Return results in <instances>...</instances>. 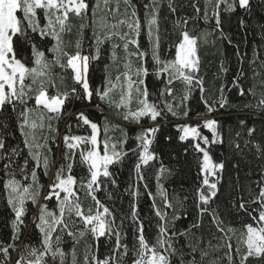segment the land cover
Returning a JSON list of instances; mask_svg holds the SVG:
<instances>
[{"label": "trees", "instance_id": "obj_1", "mask_svg": "<svg viewBox=\"0 0 264 264\" xmlns=\"http://www.w3.org/2000/svg\"><path fill=\"white\" fill-rule=\"evenodd\" d=\"M86 2L90 6L87 15L77 17L69 14L68 30L61 34V39L63 49L68 41L77 40L82 45L83 56L98 55L97 59L89 61L86 73L93 95L90 99L80 98L83 88L73 80L71 69L54 65L50 69V76L55 87L48 83L44 87L52 96L68 94L62 115L59 119L49 120L46 110H37L29 116V121L34 120L38 127L35 151L49 161L47 175L43 166L35 167L36 162L30 155V152L35 154L32 147L25 146V139L28 138L25 129L22 135L20 128V112L24 106L17 104L13 110L12 105L7 104L0 110V141L4 145L0 149V248L13 243L14 213L7 203L9 190L4 188L7 180L14 178L26 185L31 183V172L35 169L37 180L43 186L38 205L47 204L49 210L59 214L56 199L43 200V196L61 165L65 166L64 174H68L66 165L72 161L64 159V154L69 150L64 145L63 137L90 135L91 129L77 119V115L83 113L98 125L100 149L103 148L102 142L111 138L118 149L123 141L122 150L127 153L121 163L110 166L111 177L101 190L94 193L113 214L116 229L121 232V243L128 245L129 254L123 257L121 264H132L135 255L132 249L138 243L139 227H143L149 244H156L159 239L158 225L163 223L155 214L157 209L166 216L168 239L176 249V255H172L171 251L166 253L171 264H181V260L185 264L190 261H195V264H264V256H250L246 261L242 259L247 251L242 242V234L246 236L245 225L256 226L253 218L258 220L259 211L264 210L258 202H253L259 195L260 186H264V104H261L264 101V0H250L248 9L239 8L238 0H221L219 7L217 0H155V3L152 0H108L107 5L104 0H99V7H96L97 0ZM230 5L235 10H228ZM93 8H96L95 16L92 14ZM154 9L157 25L153 26L150 41L147 20L153 16ZM109 10H112L111 15L108 14ZM133 10L142 25L139 37L133 34L139 48L129 45L125 51V41L120 34L128 29L120 26L114 30L112 24L127 19ZM205 13L207 20L204 19ZM213 13H218L219 26ZM41 22L44 23L43 18ZM114 31L118 34L112 35ZM182 31H187L197 41L198 63L196 69L188 73L194 77L191 85L182 78L172 79L169 83V73L159 70L163 64L157 65L153 60L156 36H159V57L161 61H167L175 58V44L181 39ZM33 35L51 59L52 53L47 49L55 41L51 38L41 41L38 34ZM97 36L102 42H97ZM16 49L21 60L31 58L29 45L17 43ZM139 52L145 55L141 57ZM74 54L71 52L69 55ZM66 61V56L61 57L62 63L66 64ZM129 63L131 79L144 80L141 87L147 89L149 102L161 113L155 121L142 117L138 124L131 119H123L125 112L135 111L139 107L135 85L127 108L116 107L121 93L127 94V88L120 84L110 92L112 103L96 95L97 90L116 84L117 77L123 79L128 72L125 65ZM139 67H146L148 75L138 78L135 72ZM73 88L77 89V93L72 92ZM169 88L171 95L167 94ZM36 90L38 87L34 86V91L29 95L34 96ZM241 92L244 94L241 95ZM222 100L223 107L220 106ZM206 104L212 106V112H208ZM168 105L172 106L171 111ZM33 106L34 100L29 102L28 107ZM185 112L188 116L184 115ZM70 113L73 114L69 116ZM197 116L217 122L215 143L205 147L215 163L223 164V169L215 177H209L211 182L217 183V190L216 196L208 204L200 202L198 193L203 179L198 157H202V154L194 151L191 138L185 141L179 139L182 125L203 124L205 119H195ZM149 127L158 129L151 137L149 146L155 159L147 165L142 164L138 175L135 167L139 162L136 138ZM250 129H254L251 135ZM199 131L210 141L213 139L208 129L201 126ZM78 157L79 150L71 173L77 179L74 190L85 213L89 209L95 213V202L88 191L81 187L82 183H86L87 169L79 163ZM162 166L166 169L163 174L160 173ZM112 180H115V184ZM202 191L207 193L208 190L204 187ZM131 192L137 195L132 196ZM165 197L172 207L165 208ZM241 203L245 206L244 210L240 209ZM38 205L33 206L31 201H26L22 218L24 225L20 226L16 246L8 249L10 257L7 260L0 252V264H16L20 255L27 256L28 250L41 247L42 237L35 227ZM201 209L206 210L202 213ZM133 210L136 221L132 219ZM174 216L180 218L173 219ZM82 228V222L73 228L75 240L66 233L62 235L60 248L65 253V264H81L84 257L90 260L92 255L104 260L112 254L114 236L96 240L90 231L80 236ZM181 232L185 234L179 235ZM229 243L232 245L231 251ZM237 247L240 249L238 254ZM157 250L162 251L158 246ZM123 251L121 248L120 252ZM46 260L47 264H59V258L53 262L49 256Z\"/></svg>", "mask_w": 264, "mask_h": 264}, {"label": "snow or ice", "instance_id": "obj_2", "mask_svg": "<svg viewBox=\"0 0 264 264\" xmlns=\"http://www.w3.org/2000/svg\"><path fill=\"white\" fill-rule=\"evenodd\" d=\"M152 2L155 3V0H152ZM220 2L221 0H217V7H219ZM107 3L108 0H104V4L107 5ZM238 6L241 9H248L251 6L250 0H238ZM96 7H99V0H97ZM169 7L171 8V4ZM89 8L90 6L86 0H0V110L7 104L12 105L13 110L16 109L17 104L24 106L20 112L22 117L20 124L22 135H24L23 129L26 126L36 127L35 122L29 125V116L31 113L37 110H46L49 114V120L53 118L59 119L62 115V109L65 101L68 99V94L64 93L52 96L44 87L45 83L55 87L50 76V69L54 65L71 69L73 80L83 88V96L80 98L90 99L93 95L86 79V73L88 71L89 61L97 59L98 55L82 56L79 52L75 55H69L63 51L61 39V34L68 30L69 14L77 17L86 16ZM228 10H235L234 6L230 5ZM41 12L44 23L41 22ZM95 13L96 8H93V16H95ZM111 13L112 10H109L108 14L111 15ZM213 15L216 18L217 26H219L218 13H213ZM204 19H208L207 13H205ZM184 23L186 24L187 21ZM155 25H157V19L154 9L153 16L147 20L150 41L153 36V26ZM120 26H126L128 29L127 32L120 34V38L125 41V51L128 50L129 45H136L139 48L138 40L133 38V34L135 37H139L142 28L136 11L133 10L131 16L127 19H121L118 23L112 24L114 30ZM177 26L179 27V22ZM33 34H38L41 41H45L47 38L55 41L47 49L48 52L52 53L51 59L47 57L46 51L35 41ZM116 34L118 33L115 31L112 33V35ZM180 36L181 39L175 44V58L161 61L158 53L159 36L157 35L153 48V60L157 65L163 64V68L159 70L169 73V83L172 82V79L182 78L186 84L191 85L194 77L188 73L194 71L198 63L195 48L197 41L195 38L190 37L187 31H182ZM21 42L31 47L30 59L26 58L25 60H21L18 57L16 45ZM97 42H102L99 36H97ZM136 54L130 53V55ZM138 54L141 57L145 55L143 52H139ZM62 56L67 57L66 64L61 62ZM125 67L128 69V72L124 74L125 80L128 81L127 94L124 92L121 93L120 101L116 104V107L118 109L128 107L132 98L133 86L135 85L139 107L135 111L129 110L125 112L123 119H131L138 124L141 123L142 117H149L152 121H155L161 113L153 103L149 102L147 89L141 87L144 85V80L138 79L137 81H133L130 75L131 64H126ZM135 75L138 78L140 76H147L148 69L146 67H139L136 69ZM119 79L117 77V80ZM196 83L199 84L200 81L197 80ZM37 85L38 90H36V94L34 96L29 95V93L34 91V86ZM116 87V84H112L110 88L97 90L96 95L101 100H107L112 103L110 92ZM72 92L77 93V89L73 88ZM167 94H172L170 88L167 90ZM243 94L241 92V95ZM33 100L34 106L28 107L29 102ZM261 104H264V101H261ZM206 106L209 113L213 111L211 105L206 104ZM220 106H224L223 100ZM168 108L171 111L172 106L168 105ZM173 114L175 115V113ZM184 115L188 116V113L185 112ZM77 119L91 129L90 135H65L63 137L64 145L69 150L64 154V159L72 161L66 165L68 174H64L65 166L61 165L56 170L52 182L48 186V192L43 196V200H51L53 197L56 199L58 215L49 210L47 204L39 203L38 205V198L40 197V191L43 186L37 180V172L35 169L31 172V183L23 185L21 181L14 178L5 182L4 188L9 190L7 203L14 213V219L12 220L13 243L0 248V252L3 253L5 260L10 257L8 249L15 248V241L18 239V233L21 231L20 226L24 225L22 218L25 215L26 201H31L33 206L38 205V222L35 223V227L39 230L42 237L40 241L41 247L28 250L27 256L20 255L16 264H47L46 257L49 256L53 262L59 258V264H65V253L60 248L62 235L66 233L67 236L75 240L76 232L73 231V228L81 222L83 228L79 232L80 236H83L86 231H90L96 240H99L101 237H115V245L111 255L104 260L98 259L95 255H92L90 260L88 257H85L86 264H121L123 257L129 254L128 245L121 243V232L116 229L113 214L94 195L96 191L101 190L106 180L111 177L110 166L121 163L122 158L127 155L122 150L124 142L121 141V148L118 149L117 145L111 142V138H107L102 142L103 152L101 153V141L98 139L99 128L97 123L92 122L83 113H79ZM216 123L215 120L206 119L202 125H182V134L179 136L181 141L191 138L193 141L191 146L194 151L202 154V157H198L200 161L199 171L203 177L198 193L199 200L203 204H208L209 200L216 196L217 183L211 182L209 177H215L216 173L223 169V164L215 163L210 156L209 150L205 147L210 143H215V138L217 137ZM201 126L212 133L213 139L211 141L208 137L201 135L199 131ZM157 130L155 127L145 128L136 138L138 140L136 147L139 149V162L135 167L138 175L141 171L142 164L147 165L155 159L154 154L149 151V146L152 143L151 137ZM253 131L254 129H250L249 134L251 135ZM105 132H107V128ZM82 145L85 147H82ZM3 146V142L0 141V149ZM25 146L31 148L27 139H25ZM77 150H79V163L87 169L86 183H82L81 187L88 191V194L95 202V213L92 212V209H89L87 214L85 213L79 202L78 193L74 190L77 179L71 173L77 159ZM30 155H32L33 160L36 162L35 167L39 168L43 166L45 175H47L48 158L46 156L41 158L39 153L32 154L30 152ZM5 167L7 168L8 165H5ZM165 171L166 169L162 166L160 173L163 174ZM102 177L104 179H101ZM27 179L28 177L25 176V180ZM157 179H160L159 175ZM111 182L115 184V180ZM204 187L207 188V193L202 191ZM130 195L135 196L137 193L131 192ZM253 202H258L261 209H264V186H260L259 195ZM164 206L165 208L172 207L171 202L166 197ZM244 207V204L241 203L240 209L244 210ZM205 210L201 209V212L203 213ZM155 214L163 222L158 225L159 239L155 245H150L143 234V227H139L138 243L132 249V252L135 254L132 264H171L170 257L166 253L171 251L172 255L177 254L176 249L168 239V221L165 214L159 209L156 210ZM131 215L132 219L136 221V213L134 210ZM109 217H112V219H109ZM179 218L178 216L173 217V219ZM253 219L256 221V226L252 224L245 225L246 236L242 234V242L246 245L247 249L242 258L244 261L250 256H264V210L259 211L258 220L255 217ZM137 223L139 222L137 221ZM220 230L223 231V229ZM229 231H232V229H229ZM176 234L173 233V235ZM184 234L183 232L179 233V235ZM229 240H231V237H229ZM157 246L162 251H158ZM121 248H123V252H120ZM228 248L230 251L232 250L231 243L228 244ZM239 252L240 249L237 247L236 253L238 254ZM181 264H185V262L181 260ZM187 264H195V261L187 262Z\"/></svg>", "mask_w": 264, "mask_h": 264}, {"label": "rangeland", "instance_id": "obj_3", "mask_svg": "<svg viewBox=\"0 0 264 264\" xmlns=\"http://www.w3.org/2000/svg\"><path fill=\"white\" fill-rule=\"evenodd\" d=\"M40 18L42 19L43 18V14H42V12L40 13ZM64 33V32H63ZM71 41V40H70ZM68 41V44H65V49H63V51H65V52H67L68 54H70L71 52L72 53H77V52H79L81 55H82V52H81V50H82V45L81 44H79V41H77V40H75V41ZM70 42V43H69ZM79 45V46H78ZM74 54V55H75ZM83 56V55H82ZM62 57H64V56H62ZM119 82V83H118ZM127 83H128V81L127 80H125V78H121L120 77V79L119 80H117V83H116V85L117 84H120V85H122L123 87H126L127 88ZM80 85V84H79ZM81 86V85H80ZM37 87H38V85H37ZM82 87V86H81ZM57 95V94H56ZM56 95H54V96H56ZM73 113H70L69 114V116L70 115H72ZM197 117H199V116H197ZM202 118H204V117H202ZM195 119H199V118H195ZM205 119V118H204ZM206 120V119H205ZM204 120V121H205ZM212 120V119H211ZM33 122H35L34 120H31V121H29V125H31ZM36 124V123H35ZM25 134H26V137L28 138V141H29V143L31 144V147H32V150H33V152L34 153H36V151H35V149L37 148V146H38V143H37V131H38V127H37V125H36V127L35 128H32V127H30V126H26L25 128ZM100 151H101V153L103 152V148L102 149H100ZM81 264H86V261H85V257L83 258V262L81 263Z\"/></svg>", "mask_w": 264, "mask_h": 264}, {"label": "bare ground", "instance_id": "obj_4", "mask_svg": "<svg viewBox=\"0 0 264 264\" xmlns=\"http://www.w3.org/2000/svg\"><path fill=\"white\" fill-rule=\"evenodd\" d=\"M196 118H199V119H204V118H202V116H199V117H196Z\"/></svg>", "mask_w": 264, "mask_h": 264}, {"label": "water", "instance_id": "obj_5", "mask_svg": "<svg viewBox=\"0 0 264 264\" xmlns=\"http://www.w3.org/2000/svg\"><path fill=\"white\" fill-rule=\"evenodd\" d=\"M101 112H104V111H102V110H100Z\"/></svg>", "mask_w": 264, "mask_h": 264}]
</instances>
